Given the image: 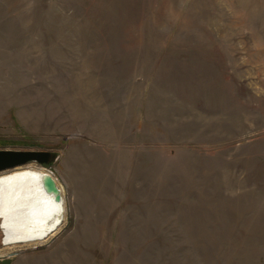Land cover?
Listing matches in <instances>:
<instances>
[{"label":"rangeland","instance_id":"obj_1","mask_svg":"<svg viewBox=\"0 0 264 264\" xmlns=\"http://www.w3.org/2000/svg\"><path fill=\"white\" fill-rule=\"evenodd\" d=\"M0 149L66 207L0 264H264V0H0Z\"/></svg>","mask_w":264,"mask_h":264},{"label":"bare ground","instance_id":"obj_2","mask_svg":"<svg viewBox=\"0 0 264 264\" xmlns=\"http://www.w3.org/2000/svg\"><path fill=\"white\" fill-rule=\"evenodd\" d=\"M46 171L44 166L30 162L0 172V257L22 244L44 243L65 223L63 188L57 182L62 202H55L42 186L41 176Z\"/></svg>","mask_w":264,"mask_h":264},{"label":"water","instance_id":"obj_3","mask_svg":"<svg viewBox=\"0 0 264 264\" xmlns=\"http://www.w3.org/2000/svg\"><path fill=\"white\" fill-rule=\"evenodd\" d=\"M52 156V152L47 150L0 149V172L30 162H35L44 166L47 168V171L41 176L43 189L47 194L52 195L55 202H62V193L57 184V179L53 172L48 168Z\"/></svg>","mask_w":264,"mask_h":264}]
</instances>
